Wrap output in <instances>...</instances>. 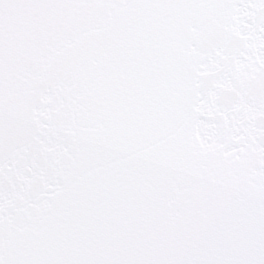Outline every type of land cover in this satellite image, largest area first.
I'll list each match as a JSON object with an SVG mask.
<instances>
[{"label": "snow or ice", "instance_id": "snow-or-ice-1", "mask_svg": "<svg viewBox=\"0 0 264 264\" xmlns=\"http://www.w3.org/2000/svg\"><path fill=\"white\" fill-rule=\"evenodd\" d=\"M0 264H264V0H0Z\"/></svg>", "mask_w": 264, "mask_h": 264}]
</instances>
